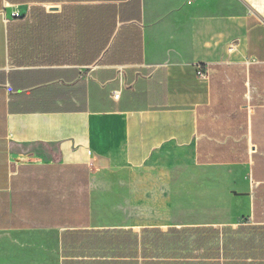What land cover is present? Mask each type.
<instances>
[{
	"label": "crops",
	"instance_id": "obj_1",
	"mask_svg": "<svg viewBox=\"0 0 264 264\" xmlns=\"http://www.w3.org/2000/svg\"><path fill=\"white\" fill-rule=\"evenodd\" d=\"M218 187L264 224V0H0V234L142 232Z\"/></svg>",
	"mask_w": 264,
	"mask_h": 264
},
{
	"label": "rangeland",
	"instance_id": "obj_2",
	"mask_svg": "<svg viewBox=\"0 0 264 264\" xmlns=\"http://www.w3.org/2000/svg\"><path fill=\"white\" fill-rule=\"evenodd\" d=\"M178 186L175 192L182 194ZM219 192L224 199L219 208L204 205L201 212L195 206L188 214L183 197H178L175 219L146 223L142 232L0 234V258L12 256L34 264L40 259L47 264H264V224L249 221L245 204L232 206L225 189Z\"/></svg>",
	"mask_w": 264,
	"mask_h": 264
},
{
	"label": "built area",
	"instance_id": "obj_3",
	"mask_svg": "<svg viewBox=\"0 0 264 264\" xmlns=\"http://www.w3.org/2000/svg\"><path fill=\"white\" fill-rule=\"evenodd\" d=\"M14 15H18V12H15ZM197 73H198L199 75H201V76H206V75H208V72L205 71L204 68H203L202 66H198ZM114 96H115V97H118V96H119V93H118V92L114 93Z\"/></svg>",
	"mask_w": 264,
	"mask_h": 264
}]
</instances>
